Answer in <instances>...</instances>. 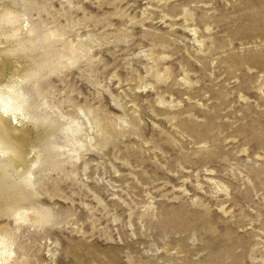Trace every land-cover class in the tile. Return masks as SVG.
I'll use <instances>...</instances> for the list:
<instances>
[{"label":"rangeland","instance_id":"rangeland-1","mask_svg":"<svg viewBox=\"0 0 264 264\" xmlns=\"http://www.w3.org/2000/svg\"><path fill=\"white\" fill-rule=\"evenodd\" d=\"M25 1L73 50L28 89L72 157L45 225L0 203L12 264H264V0Z\"/></svg>","mask_w":264,"mask_h":264},{"label":"bare ground","instance_id":"bare-ground-1","mask_svg":"<svg viewBox=\"0 0 264 264\" xmlns=\"http://www.w3.org/2000/svg\"><path fill=\"white\" fill-rule=\"evenodd\" d=\"M51 34L36 29L25 0H0V145L6 146L0 155V203L4 201L3 212L16 225L39 227L50 219L45 206L23 203L34 193L33 173L62 161V154L72 157L58 146L54 119L30 102L29 86L63 60L74 58L71 48L63 54L42 46ZM69 129L62 133L67 141L78 132L76 127ZM12 243V236L0 230V264L13 263Z\"/></svg>","mask_w":264,"mask_h":264},{"label":"snow or ice","instance_id":"snow-or-ice-1","mask_svg":"<svg viewBox=\"0 0 264 264\" xmlns=\"http://www.w3.org/2000/svg\"><path fill=\"white\" fill-rule=\"evenodd\" d=\"M5 148H6L5 145H0V155H3L4 154Z\"/></svg>","mask_w":264,"mask_h":264}]
</instances>
